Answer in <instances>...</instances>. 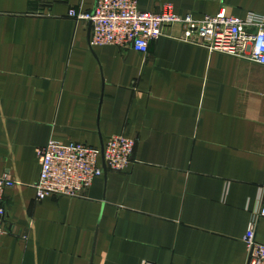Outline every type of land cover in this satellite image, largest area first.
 <instances>
[{
	"label": "crops",
	"instance_id": "0c3cea01",
	"mask_svg": "<svg viewBox=\"0 0 264 264\" xmlns=\"http://www.w3.org/2000/svg\"><path fill=\"white\" fill-rule=\"evenodd\" d=\"M97 0H0V264H247L264 208V66L183 41L147 54L90 46ZM180 16L264 15V0H139ZM136 142L132 165L84 198L36 200L39 149ZM257 239L264 242V218Z\"/></svg>",
	"mask_w": 264,
	"mask_h": 264
},
{
	"label": "built area",
	"instance_id": "2783aa9c",
	"mask_svg": "<svg viewBox=\"0 0 264 264\" xmlns=\"http://www.w3.org/2000/svg\"><path fill=\"white\" fill-rule=\"evenodd\" d=\"M68 17L91 24L92 48L115 46L147 54L152 42L167 36L168 27L182 25L184 42L264 66V15L206 16L196 20L190 15H178L169 3L163 4L158 13H148L140 10L139 0H97L92 13L71 9ZM135 147V140L125 136L108 139L102 148L49 142L38 151L40 175L33 187L36 200L55 196L84 198L106 172L127 170L133 163ZM15 187L16 182L7 176L0 177V234L6 229L5 193ZM260 218H264V208L250 222L243 238L247 264H264V242L257 239Z\"/></svg>",
	"mask_w": 264,
	"mask_h": 264
},
{
	"label": "water",
	"instance_id": "95a60500",
	"mask_svg": "<svg viewBox=\"0 0 264 264\" xmlns=\"http://www.w3.org/2000/svg\"><path fill=\"white\" fill-rule=\"evenodd\" d=\"M91 25V24H90ZM90 28H91V26H90ZM106 174H107V172H106Z\"/></svg>",
	"mask_w": 264,
	"mask_h": 264
}]
</instances>
